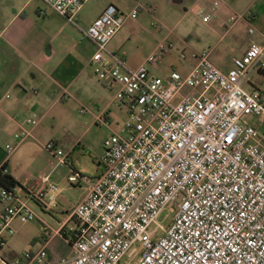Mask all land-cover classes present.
Listing matches in <instances>:
<instances>
[{
    "label": "built area",
    "instance_id": "2783aa9c",
    "mask_svg": "<svg viewBox=\"0 0 264 264\" xmlns=\"http://www.w3.org/2000/svg\"><path fill=\"white\" fill-rule=\"evenodd\" d=\"M40 1L77 23L89 0ZM217 8L215 2L208 12L201 10L202 20L210 22ZM141 9L126 13L111 4L85 33L96 48V76L118 87L115 101L128 116L104 143L101 174L89 178L71 167L69 183L85 182L87 195L58 230L42 224L36 253L14 259L4 255L6 238L15 234L12 223L39 218L18 187L0 188V264H120L135 246L141 253L133 264H264V93L244 88L253 73H264V45L252 41L228 71L213 63L211 51L192 53L185 75L173 69L164 78L152 71L171 51L163 42L132 70L125 55L108 52V44ZM237 22L232 17L231 27ZM244 116L257 122L242 126ZM97 124L110 127L104 115ZM18 135L31 136L25 129ZM46 150L58 166L68 165L70 153L53 143ZM25 191L50 209L58 188L46 176ZM169 206L174 215L163 227L157 220ZM56 238L70 247V257L54 262L49 248Z\"/></svg>",
    "mask_w": 264,
    "mask_h": 264
},
{
    "label": "rangeland",
    "instance_id": "374dc122",
    "mask_svg": "<svg viewBox=\"0 0 264 264\" xmlns=\"http://www.w3.org/2000/svg\"><path fill=\"white\" fill-rule=\"evenodd\" d=\"M111 2L126 13L135 9L137 3H141L142 7L137 19L128 21L123 27L124 35L119 33L118 37H114L115 43L123 45L118 55L122 56L124 52L127 60L139 63L147 59L160 43L172 46L170 53L163 58L161 68L152 69L160 77H168L173 69L185 75L193 62L190 55L209 51L212 52L213 63L219 69L228 71L231 67L229 61L241 57L252 41L264 45V0H200L197 3L185 0L183 4L174 7L161 0H89L79 13L77 23H71L54 12L53 45L57 50L55 62L60 66L56 77L60 80L63 91H66L62 94L63 100L42 103V97L33 95L31 97L37 101L39 111L34 112L26 107L20 115L12 114L18 123L25 124L26 131L31 134L24 140L16 134L3 135L0 130V148L7 151V146H11L13 155L9 169L18 180L19 195L39 218L38 221L24 224L18 220L12 223L15 234L6 238L7 246L4 249V255L9 259H14L9 254H13V257L23 256L30 252L36 253L41 248L38 238L42 234V224L49 226L53 232L60 228L62 221L68 218L88 190V185L83 181L77 186L69 183L68 178L72 174L70 168L74 167L85 177L99 176L102 166L99 165L100 157L97 159V156L103 155L104 143L128 121V116L114 101L118 87L112 88L101 82L91 65L81 70L74 61L82 55L88 62L91 61L96 48L84 38L83 32L88 30L102 7ZM215 2L219 4L217 16L212 15L210 22H204L200 11L208 12ZM150 9L153 11L150 12ZM252 15L256 18L250 20ZM232 17L238 19V22L231 27ZM250 30H253V34L249 33ZM82 40L89 44L84 52L82 46H78ZM183 53L187 56L186 60L181 59ZM103 56L109 59L107 55ZM25 71L26 69L24 73ZM27 74L28 79L29 72ZM244 88L251 93H264V73H253ZM43 90L41 89L42 92ZM5 94L11 100L16 96L13 91L6 89ZM0 97L3 98V82H0ZM110 101H114L113 111L117 113L113 126L109 128L106 125H95L94 112ZM31 120H35L37 125L28 124ZM256 122L257 117L244 116L240 125L250 126ZM0 128H3V124ZM259 131L264 134V125L259 126ZM78 141L83 145L73 153L72 160L68 159L67 166H58V160L46 150V145L53 143L67 154L70 147ZM46 176H50V183L58 188L55 192L56 201L51 203L50 210L27 197L25 191L27 186L33 187L31 181ZM46 201L48 202V198ZM4 208L5 204L0 202V213ZM173 215L174 209L169 206L161 213L157 223L167 227ZM49 249L53 261L70 257V247L60 238H56ZM140 253L138 246L131 248L120 264H133Z\"/></svg>",
    "mask_w": 264,
    "mask_h": 264
},
{
    "label": "crops",
    "instance_id": "0c3cea01",
    "mask_svg": "<svg viewBox=\"0 0 264 264\" xmlns=\"http://www.w3.org/2000/svg\"><path fill=\"white\" fill-rule=\"evenodd\" d=\"M163 1L167 2V4L172 7L185 2V0H161L162 3ZM198 1L200 0H194V3ZM111 4L114 3L111 2L102 7L97 17H99L105 8ZM140 4L141 3H137L136 7ZM85 5L81 11L84 9ZM147 11H149V8ZM41 12H43V14ZM54 14L55 13L51 9L43 6L39 0H0V82H3V98L0 97V127L3 124V128H0V130L3 132V135H18L26 127L24 126L25 124L18 123L14 117H12V114L20 115V112L23 108L26 109V107H30L34 112L40 110L37 101H34V98L31 96L37 95V98L42 97L41 102L46 103L51 100L62 101V94L66 93V91H63L64 89L60 80L56 77L60 66L55 62L57 50L53 45L54 30L52 28V21L54 19ZM251 17L250 20L256 18L255 15ZM121 31L119 33L124 35V32L122 31V33ZM85 33L86 31L83 32L84 38L88 39L85 37ZM118 34L115 38L118 37ZM115 38L109 43L108 52L117 54L122 51L123 45L115 43ZM89 41L91 42V40ZM87 45L89 44L83 41L78 46H82V52H84ZM249 46L250 44L246 47L245 52ZM123 55H125L124 52ZM232 59L229 61L231 66ZM146 60L147 59L136 63L130 59H126L128 67L132 70L137 69L140 65L145 63ZM74 61L81 70L91 65V61L88 62L84 55L78 59L75 58ZM192 64L193 62L191 65ZM24 69H26L25 73ZM27 72H29L30 77L28 79L26 78V76H28ZM113 87L114 86H112V88ZM5 89L9 92H14V96H16L13 100L9 98V95H4ZM41 89H44L43 92ZM114 101L107 102L96 109L93 114L95 125H97L98 118L104 115L110 123L109 128L113 126V120L117 115V113L113 111ZM81 145H83L82 142L78 141L70 147L68 150L70 153V160H72L73 153L76 149L81 147ZM12 155V152L10 153L8 149L5 151L0 148V168L4 164H7L8 174L18 182L9 169ZM99 157L101 159L102 155L97 156V159H99ZM39 181L40 179L34 180L33 182L31 181L30 184L36 186ZM88 191L89 188L82 197V200L85 198ZM40 242L41 241H39V243ZM9 257L14 258L15 256L13 257V254H9Z\"/></svg>",
    "mask_w": 264,
    "mask_h": 264
},
{
    "label": "trees",
    "instance_id": "16d2710c",
    "mask_svg": "<svg viewBox=\"0 0 264 264\" xmlns=\"http://www.w3.org/2000/svg\"><path fill=\"white\" fill-rule=\"evenodd\" d=\"M5 170H7V164L0 168V188L19 187V183L8 173H5ZM38 241H40V238H38Z\"/></svg>",
    "mask_w": 264,
    "mask_h": 264
}]
</instances>
